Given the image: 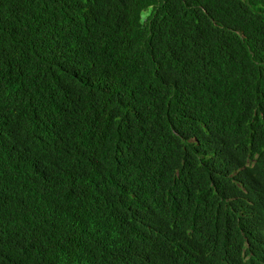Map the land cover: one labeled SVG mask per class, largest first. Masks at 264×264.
Returning a JSON list of instances; mask_svg holds the SVG:
<instances>
[{
	"label": "trees",
	"instance_id": "obj_1",
	"mask_svg": "<svg viewBox=\"0 0 264 264\" xmlns=\"http://www.w3.org/2000/svg\"><path fill=\"white\" fill-rule=\"evenodd\" d=\"M0 264H264V0H0Z\"/></svg>",
	"mask_w": 264,
	"mask_h": 264
}]
</instances>
